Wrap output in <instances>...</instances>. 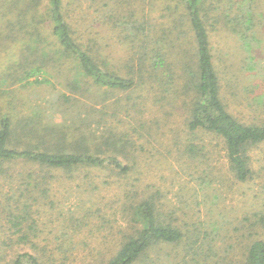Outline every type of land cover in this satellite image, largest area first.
<instances>
[{"label":"trees","instance_id":"obj_1","mask_svg":"<svg viewBox=\"0 0 264 264\" xmlns=\"http://www.w3.org/2000/svg\"><path fill=\"white\" fill-rule=\"evenodd\" d=\"M74 1L0 0V60L15 57L0 83V175L6 182L17 179L19 184L15 190H0V264H52L59 261L56 256L47 258L46 244L36 240L42 235L39 234L42 228L33 215L38 211L39 199L49 191V180L53 179L52 176L38 177L39 173L52 169L71 174L79 168L107 166L126 173L131 166L119 159V155L130 158L131 141L124 133L108 130L92 144L88 133L82 131L77 136L70 135L65 130L66 125L53 122L48 113L49 106L46 109L37 106L30 115L14 112L12 104L6 101L10 88L47 86L55 89L57 83L51 79L53 71L66 63L80 71L79 79L67 82L71 92L84 88L83 82L91 87L118 92L142 84L159 86L160 82L169 83L168 77L174 81L172 74L166 75V79L161 76L170 71L168 66L171 69L172 66L166 61L168 55L162 48L165 44L162 47L160 44L167 39L166 44H172L174 49L181 37L170 30L172 23L169 20L159 25L153 16L139 8V4L146 0H88L97 4L96 13L104 12L102 23L118 30L121 41L130 46L126 75L112 69L111 63L103 56L94 38V20L88 21L89 28L84 33L73 26L70 9ZM77 1L82 3L85 0ZM158 1L174 6V9L164 10H181L182 14L174 18V23L179 21L181 27H186L180 33L188 38L190 32L194 41L195 50L181 65L185 77L184 91L190 93L188 130L195 135L199 131L210 132L223 140L226 164L238 181L259 179L262 174L257 171L252 158L253 152L264 145V118L262 123H252L228 108L224 77L214 63L211 28L209 30V26L214 27L212 18L224 19V24L230 27L241 46L251 53L259 42L255 29V0H216L228 6L219 17L214 0ZM106 7L101 12V8ZM80 11L92 16L89 5ZM162 16L169 19V15ZM47 27L50 33L46 31ZM159 32L164 34L159 35ZM2 48L5 54H2ZM247 58L257 60L255 56ZM249 67L253 69V66ZM252 87L250 82L243 89L251 91ZM164 90L168 91V87L164 86ZM236 92L232 91L233 94ZM73 99L71 94H61L56 102L59 106H66ZM70 109L67 106L60 111L67 115ZM201 147L189 140L184 151L193 160H199L204 156ZM21 161L29 163V172H19L15 177L11 173L13 164ZM197 182L206 184L209 178L202 176ZM260 186L264 188V182ZM135 194L131 192V202L123 208L128 227L121 232L115 252L101 258L100 264H264V209L252 215L244 214L239 224L233 227L238 233L234 239L232 235L227 236L231 229L226 228L223 221L207 213L208 220L197 217L183 229L176 224V211L164 207L159 189L139 199ZM93 218L94 213L90 210L71 212L66 222L59 224V233H53L50 228L54 238L51 243L64 252L60 263L71 257H74L71 260L76 259L74 250L77 254L83 239L91 231H101L98 221ZM53 223H48L47 227ZM27 245L31 247L27 248ZM237 245L243 248L240 256L231 251Z\"/></svg>","mask_w":264,"mask_h":264},{"label":"rangeland","instance_id":"obj_2","mask_svg":"<svg viewBox=\"0 0 264 264\" xmlns=\"http://www.w3.org/2000/svg\"><path fill=\"white\" fill-rule=\"evenodd\" d=\"M65 1L68 3L70 0ZM214 4L217 6L218 17L228 8L223 1L214 0ZM87 5L90 6L89 12L92 16L80 11ZM254 6L255 29L259 42L255 44L251 53H247L241 46L230 27L224 24V19L217 21L212 18L214 27L209 26V30L211 28L210 42L214 63L220 75L224 77L222 80L226 88L225 101L228 108L246 121L262 123L264 0H255ZM169 7L174 9L168 2L158 0H146L139 4V8L153 16L159 25L166 23V19L169 20L172 23L170 30L181 37L174 49L172 44H166L169 41L167 39L160 44L161 47L165 44L162 48L168 55L166 61L172 66V69L168 66L170 71L163 72L161 76L166 79V75L172 74L173 82L168 77L169 83L160 82L159 86L142 84L118 92L91 87L83 82V90L71 92L72 89L67 82L69 79H79L80 71L72 68L71 63H66L57 69L54 68L51 79L57 83L55 89L47 86H23L15 89L13 86L6 95V101L12 104L14 112L23 115H30L37 106L43 109L51 107L48 113L53 122L66 125L65 130L70 135L77 136L82 131L88 133L92 144L98 142L101 134L108 130L124 133L126 139L131 141L130 158L126 159L125 155H119L123 163L131 165L126 173L111 166L84 167L74 170L71 174L52 169H45L43 174L39 173L38 177L42 175L53 177L49 180L47 195L39 199L38 211L33 215L42 228V232L40 229L39 233L42 235L36 240L38 243L46 244L44 246L46 257H59L58 263L52 264H100L101 258L112 255L121 232L128 227L123 208L126 203L130 204L131 192H135L136 198L139 199L159 189L164 207L176 211L174 217L177 225L186 229L193 219L200 217V220H208V215L223 221L224 226L231 229L227 236L232 235L234 239L238 233L233 231V227L239 224L240 218L244 214L252 215L255 211L264 209V188L260 186V183L264 182V145L253 152L252 158L253 164L258 168L257 171L262 175L257 180L240 182L228 169L223 140L210 132L199 131L195 135L188 130L187 104L190 93H186L183 86L185 77L183 78L181 65L183 60H189L188 54L195 50L194 41L190 32L188 38L180 33V30L186 27H181L179 21L174 23V18L182 14L181 10H164ZM96 8L97 4L93 1L85 0L78 3L76 0L70 9V20L81 33L88 30V21L94 20L92 24L94 38L103 56L111 63L112 69H118L126 75L131 48L126 41H121L118 30L102 23L101 19L105 18L102 14L107 7L101 8L103 13H96ZM161 12L169 15V19L163 17ZM46 31L50 33V28L47 27ZM163 34L159 32V35ZM1 52L5 54L3 48ZM247 56H255L257 60H249ZM14 60L13 56L0 60V83L9 63ZM249 66H253V69ZM250 82L253 83L252 90H244L243 88ZM232 84L235 87H232ZM164 86L168 87V91L164 90ZM232 91L237 92L233 94ZM61 94H71L74 99L66 106H59L56 101ZM67 106L71 109L65 115L60 109ZM189 140L200 147L204 146V149L201 147L204 155L201 159L193 160L189 153L184 151ZM130 160L132 162H129ZM27 164L29 163L23 161L14 163L11 173L15 177L19 172L28 173ZM206 175L209 183L197 182L199 177ZM18 185L17 179L14 182H6L4 176L0 175V190L7 191L10 188L15 190ZM3 195L5 198L4 193ZM45 196L48 198H44ZM87 210L94 213L92 220L98 221V228L101 231L98 233L91 231L83 239V243L78 245L77 254L74 250L76 259L71 260L74 258L71 257L60 263L63 261L64 252L56 249L55 243H51L54 240L53 233H59V224L66 222L71 212ZM85 222L88 223L87 220ZM48 223L53 225L47 227ZM50 228L54 230L53 233ZM226 239L227 237L224 240ZM218 240H221V237ZM29 246L27 245V248ZM231 251L235 256H240L243 248L237 245Z\"/></svg>","mask_w":264,"mask_h":264}]
</instances>
